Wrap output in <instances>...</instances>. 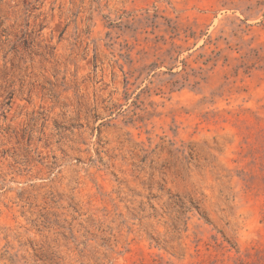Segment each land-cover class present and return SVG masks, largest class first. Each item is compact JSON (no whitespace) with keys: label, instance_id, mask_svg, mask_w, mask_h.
Here are the masks:
<instances>
[{"label":"rangeland","instance_id":"1","mask_svg":"<svg viewBox=\"0 0 264 264\" xmlns=\"http://www.w3.org/2000/svg\"><path fill=\"white\" fill-rule=\"evenodd\" d=\"M0 264H264V0H0Z\"/></svg>","mask_w":264,"mask_h":264}]
</instances>
